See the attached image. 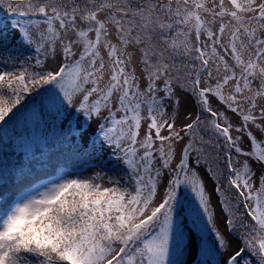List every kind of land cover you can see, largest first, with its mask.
Listing matches in <instances>:
<instances>
[{"label":"rangeland","instance_id":"1","mask_svg":"<svg viewBox=\"0 0 264 264\" xmlns=\"http://www.w3.org/2000/svg\"><path fill=\"white\" fill-rule=\"evenodd\" d=\"M0 31V114L20 122L4 134L104 128L115 154L112 180L65 165L18 197L0 264H20L24 219L13 245L64 264H264V0H0ZM73 185L80 206L116 201L65 254L34 233L57 231Z\"/></svg>","mask_w":264,"mask_h":264},{"label":"trees","instance_id":"2","mask_svg":"<svg viewBox=\"0 0 264 264\" xmlns=\"http://www.w3.org/2000/svg\"><path fill=\"white\" fill-rule=\"evenodd\" d=\"M8 29L5 26L3 31ZM3 31H0V46H4L6 43L9 45V41H7L8 33L5 34ZM28 55L27 57H35L37 51L31 49ZM36 75L43 77L40 72ZM30 80V77H25L20 79L19 82L23 88L35 92L39 84ZM2 115L3 113L0 114V218L9 212L13 204L19 199L18 197L33 189L42 180L59 175L65 165H68L75 172H83L98 165L100 171L109 174L111 178V170L115 168L112 164L115 154L110 153L109 157L105 156L99 144L104 128H101V134L94 133L86 142L80 134L79 128L76 127L75 123H71L68 124L66 131L63 132L60 129L58 135H52L45 138L44 141L34 140V144H31L30 141H25L24 137L26 133L32 132V128L29 131L19 130L4 134L7 129L20 125V122L19 120H13L14 118L10 121H4L1 118ZM85 128L83 126V130ZM79 186L73 185L66 191L65 197L68 198V202L63 208L64 220L59 222L57 231L53 230L51 234L47 232L42 234V232L39 233L38 229L34 233L35 241L38 240L41 243L42 238H44V241L53 248L59 247L65 254L68 252L70 254L76 244L83 240L88 228L90 230L92 225L99 228L107 227L108 223H104V219L99 216L104 210V205L108 207L110 203L113 204L116 197L112 200L110 198H108V201H106L107 198L100 199L93 201L94 203L91 205L84 203L80 206ZM133 187L136 192V186L133 185ZM134 195L132 194V197ZM24 220L16 228L18 231H13L8 235V245L10 247L6 250V254L15 258L20 264H64L65 262L63 263L55 258L50 259L36 253L32 246L22 244L25 246L16 247L13 245L11 237H17L18 232H21V235L24 234L23 237H27L25 230L29 229L31 231L35 225H32V222H29L30 225H28ZM53 234L56 236L54 237ZM30 238L28 242L35 245V241ZM260 244L262 245V243ZM68 260L71 262L70 257Z\"/></svg>","mask_w":264,"mask_h":264}]
</instances>
